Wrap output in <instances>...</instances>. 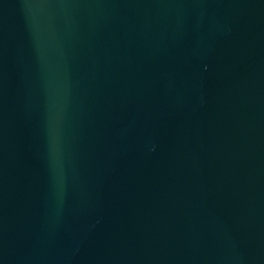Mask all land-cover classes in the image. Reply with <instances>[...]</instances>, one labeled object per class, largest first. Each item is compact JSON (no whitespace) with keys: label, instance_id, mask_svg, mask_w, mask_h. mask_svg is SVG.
Returning <instances> with one entry per match:
<instances>
[{"label":"water","instance_id":"water-1","mask_svg":"<svg viewBox=\"0 0 264 264\" xmlns=\"http://www.w3.org/2000/svg\"><path fill=\"white\" fill-rule=\"evenodd\" d=\"M0 264H264V0H0Z\"/></svg>","mask_w":264,"mask_h":264}]
</instances>
